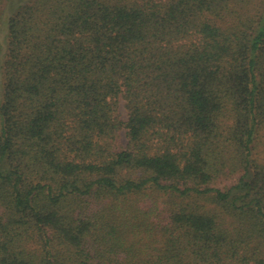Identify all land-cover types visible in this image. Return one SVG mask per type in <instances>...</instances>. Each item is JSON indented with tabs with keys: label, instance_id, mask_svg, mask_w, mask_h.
<instances>
[{
	"label": "trees",
	"instance_id": "16d2710c",
	"mask_svg": "<svg viewBox=\"0 0 264 264\" xmlns=\"http://www.w3.org/2000/svg\"><path fill=\"white\" fill-rule=\"evenodd\" d=\"M263 129L264 0H0V264H264Z\"/></svg>",
	"mask_w": 264,
	"mask_h": 264
},
{
	"label": "rangeland",
	"instance_id": "374dc122",
	"mask_svg": "<svg viewBox=\"0 0 264 264\" xmlns=\"http://www.w3.org/2000/svg\"><path fill=\"white\" fill-rule=\"evenodd\" d=\"M3 12H4V16H9L12 13V10L9 6L8 7L6 6L3 9ZM120 114H121V117L123 120L127 119V111H126L123 103L121 104V107H120ZM126 142H127V140L125 137V131H123L121 133L120 143H121V145H125ZM260 142H261V144H260L261 150H264V129L261 130V132H260Z\"/></svg>",
	"mask_w": 264,
	"mask_h": 264
}]
</instances>
